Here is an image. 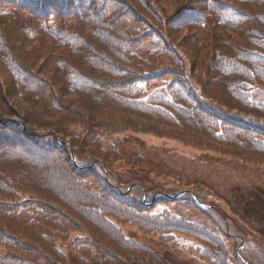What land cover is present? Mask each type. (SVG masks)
Wrapping results in <instances>:
<instances>
[{
  "label": "trees",
  "instance_id": "1",
  "mask_svg": "<svg viewBox=\"0 0 264 264\" xmlns=\"http://www.w3.org/2000/svg\"><path fill=\"white\" fill-rule=\"evenodd\" d=\"M158 1L166 3L165 0H132L137 6L136 9L132 7V11L136 12L138 19H141V11L153 10L152 3ZM185 1L173 0L176 10L161 6L156 12V19L160 23L159 30H144V28L142 30L140 27H135L138 32H142L141 39L151 42L149 54L153 55V62L152 58L147 56L150 67L139 60L137 55L132 56L133 61H130L124 54L117 53L123 56L124 60L129 61L134 68L150 70L149 74L126 78L128 68L120 67L114 59L116 65L110 67L108 63L111 62L112 54L105 49L94 48L93 52L100 58L98 64L103 65L104 68L98 73L92 72L90 78L83 77L81 80L91 81L103 92V96H107L102 100L105 102L109 98L113 107L120 111V113H109L105 109V117H101V114L98 118V109L92 108L86 99L88 96L94 99L97 91L93 89L74 91L68 86L71 85L70 80L62 71L63 68L52 69L58 61L60 63L66 60L71 65L70 59L75 58L76 55H84L82 50H70L64 37L73 32L77 38L90 42L87 35L94 32L92 28L95 24L93 1L0 0V17L3 18L0 19V42L3 45L6 41V38L2 37L4 32L1 31V25L11 24L13 19L15 44V54L8 56L13 69V74L9 72V75L13 82H9L8 73L6 85L0 78V90L4 93V101L2 100L4 107L0 108L3 109L0 111V116L4 114L10 116L14 112L24 120L18 122L23 129L21 126V129H17L15 128L17 123L0 117L1 128L8 130L7 128L13 126L12 133L2 132L0 151L4 155L24 154L23 157L30 159L24 160L27 163V170L21 168L19 172L13 169L12 177L18 180L25 179L28 173L35 170L28 165L38 166L41 170L45 168L52 177L50 180L52 196L60 199L54 202L35 201L30 204L32 213L34 215L38 213L43 221L37 219L18 221L13 228L20 231V235L26 236L32 243L15 241L13 250V247L2 244L0 239V264H161L164 260L166 263L163 264H169L166 257L160 256L148 245L126 236L122 226L134 223L141 225L143 234L165 240H171V237L179 231L194 234L203 245L213 246L218 251L213 256V252L206 248L190 247V255L206 264L207 261H211L212 264H264V255L263 257L256 255L258 251H264V236H254L249 239L243 235L238 238L239 243L245 242L246 246L243 249L244 257L240 256L241 259L236 255L234 261L223 234L215 231L221 229L224 234L230 236L232 229L229 222L217 213L216 208L210 206L205 209V215L210 220L211 218L221 220L212 222L213 229L198 224L191 226L190 222L185 223L184 219L181 220L174 214L158 209L159 204L168 201L164 197L156 198L157 194L162 193L161 191H155L156 193L148 196L150 192L139 182L125 186L119 177L112 175L116 163H122L123 166L126 162L114 144L108 145L113 150L110 154L97 155L94 153L96 150L91 149L90 153L87 148L88 142H93L94 145L98 142L100 136L96 131L103 130L104 135L109 137L121 134L119 131L115 133L114 125H107V129L104 128L106 124L117 121L126 127L135 125L151 127L157 136L176 137L196 149L216 150L227 155H231L230 149H232L245 159L244 161L249 159L254 165L264 166V159L257 162L250 156L252 151L264 152V104L256 103L251 96L254 87L264 88V0H238L239 2L189 0V4L184 5ZM194 1L202 2L201 10ZM115 2H117L115 5H107L105 15L97 18L102 21L104 30L120 32L122 30L119 29V16H114V10H119L118 5L121 0ZM8 16L10 17L7 18ZM141 22L147 23L143 18ZM183 31L186 35L180 37ZM117 33L109 35L113 37L111 39V44L114 45L111 50L113 53L117 52L115 50ZM62 39L66 45L63 44ZM75 40L78 43L74 44V48H79L80 42L78 39ZM174 40H178L180 45H176ZM180 46L183 51L179 49ZM27 56L30 64L27 68H23L18 58ZM82 60L85 62V59ZM46 62L50 67H46ZM155 62L160 64L163 70L173 72L174 76L180 74L182 79L170 81L166 90H169L171 95L154 96V104L151 105L150 100L144 99L147 88L153 84L161 85L164 80L163 70L152 71L151 64ZM21 74L26 77L32 76V79H36L42 85V91L45 87L47 90L43 93L37 92L42 93L37 99L30 96L22 98L21 95L16 97L15 89L18 87L35 89V87L31 88L32 81L26 82V85L24 82L21 83L23 86L19 84ZM39 75L43 78L39 79L37 77ZM141 82L146 83L145 86L141 85ZM11 91H14L17 98L13 99V104L10 103ZM64 94L68 97L74 94L77 100L74 102L73 98H70V105L67 107ZM52 100L59 113H53L54 108H47L49 101ZM77 106L79 111L76 110ZM155 114L160 115V118L154 117ZM41 115L44 117L41 118ZM150 116L154 117L152 118L154 123L140 120L150 119ZM77 119L82 121L84 130L88 131V139L70 136L62 126L69 123L72 125ZM30 126L46 130L53 128L56 136L51 131H42L41 136L45 137H37V133L34 134ZM65 132L72 141L57 137ZM23 133L33 140V154L22 149L21 144L23 146L30 144L23 140ZM49 136L52 138L50 139ZM135 158L148 163L145 168H156L160 174L166 173L167 178L174 180L181 177L158 167L144 157ZM13 165L15 166V163ZM66 168L68 175L65 173ZM96 173L101 176L104 185L100 186V180L94 183L92 176ZM9 175L11 173L0 169V185L10 179ZM61 176L64 178L62 181ZM181 183L179 184L183 189L196 186L199 191L192 190L190 194L189 191H182L188 195V201L193 203L197 199L201 204H209L202 194H213L210 193V189L200 183L195 185L190 180ZM95 186L100 187L101 194L95 193ZM32 192L45 194L37 189H33ZM112 194L115 197L114 202L108 200ZM66 197L68 200L65 202ZM262 200L264 201V197ZM62 202L77 207L83 217L89 220L94 217L96 220L81 221L64 215L65 221H47L48 213L57 217L64 214ZM127 204L129 206H125ZM25 205L27 204L24 203L20 210H30ZM1 207L5 208L7 205ZM211 213H217L220 219H214ZM112 214L132 220L112 221L110 217ZM28 224L32 232L24 230ZM73 233L78 234L70 237ZM55 239L61 241H54ZM64 245L71 251L69 255L61 251L60 247ZM182 247L184 249V245ZM73 254H75L74 259Z\"/></svg>",
  "mask_w": 264,
  "mask_h": 264
},
{
  "label": "rangeland",
  "instance_id": "2",
  "mask_svg": "<svg viewBox=\"0 0 264 264\" xmlns=\"http://www.w3.org/2000/svg\"><path fill=\"white\" fill-rule=\"evenodd\" d=\"M90 1L91 2L93 1L95 7V18H94L95 24L93 26L94 28H92L94 29V32H92L90 35H87L90 39V42H88V40L83 41L82 39L77 38L76 36H74L73 32H71V34H69L68 36L64 37V41L67 42L70 50L72 51L73 49L74 51L82 50L84 51V55L83 56L76 55L75 58L70 59L72 61L71 64L72 67L71 65H69L68 62H66V60H64L61 61L60 63L58 61L57 65H53L52 69L56 70L63 68L62 71L65 72L66 76L70 80L69 83L71 85L68 86L72 88V90L74 91H76L77 89L79 90L84 89V91L86 90L90 91L91 89H93L97 91L96 93L97 96L94 97V99H90L91 96L88 95L86 99L88 100L89 105L92 108L96 107L98 109L99 111L98 118L101 116V114H102L101 117L104 118L105 109H107L109 113H120V111L116 110L113 107V103L109 98H107V101L105 102L104 100H102L104 97L107 96H103V92L99 90V88L95 86L93 83H91V81L86 79H84V81L81 80L83 77L90 78L89 76L92 74V72L98 73L101 68H104L103 65L100 66L98 64L100 58L96 53L93 52L95 51L94 48L96 47L99 49H105L112 54L110 58L111 62L108 63L110 67L113 68L116 65L113 62L114 59L120 67L128 68L129 72L127 73L126 78H135L141 75L149 74L151 72L150 70L144 68L143 69L134 68L129 61L124 60L123 56H120L117 53L120 52L124 54L130 61H133L132 56L137 55L139 60L143 61V63L146 64V66L150 67V64H148L147 56L151 58L153 57L152 54H149V51L151 50V44H150L151 42L149 41L145 42V40L141 39L140 35L142 32H138L135 27L136 26L140 27L142 30L143 28L144 30L145 29H150V30L155 29V31L159 30L160 23L156 19V15H157L156 12L161 9V6L168 9L173 8V10H176V7L173 4L174 3L173 0H165L166 3L159 1L153 2L152 3L153 10L141 11L142 13L141 17L145 21H147V23L144 22L142 24L141 22L142 18L138 19V17L136 16V12L132 11V7L133 8L137 7L132 2V0H121V2H119L120 4L118 5L119 10L117 9L114 10V16L117 15L119 16V21H120L119 29L122 30L120 32L117 31L118 32L117 33L109 29L104 30V28L102 27V21H100L97 18L98 16L105 15L107 5H115V3L117 2H115V0H88V2ZM188 4H189V0H186L184 2V5H188ZM196 5L199 7L198 9H200V5H202V2H197ZM9 17L10 16H8L7 18ZM0 19L3 18L0 17ZM1 31L4 32V35H2V37H5L6 41L3 45L2 42H0V65L2 67V68L0 67V78L4 81L5 83L4 85H6L7 73L9 77H10L9 72L13 74V69H11L10 62L8 61V56H11V54H15L14 52L15 44L13 43V19L11 21V24L4 23V25H1ZM114 33L115 34L117 33L116 45H115V50H117V52L115 53L111 51L112 48L114 47V45L111 44V39L113 37L109 36ZM185 35L186 32L183 31L180 37H184ZM75 39H78L80 42L79 48L78 47L74 48V44L78 43V41ZM64 41L63 44H65ZM173 42L176 45L177 44L180 45L178 40H174ZM179 49L183 51L182 47ZM90 51H91V55H90ZM18 59L22 63L20 65L23 68H27V66L30 64V61L28 60V56ZM82 59H85V62H83ZM151 61L153 62V58L151 59ZM104 63L105 62L103 61L102 64ZM45 65L47 68L50 67L49 64L47 65V62L45 63ZM93 68L94 71H92ZM151 68L152 71H155L156 69L158 71L163 70V67L157 62L151 64ZM163 71H164L163 72L164 78H162L164 79L162 80L163 83L157 86H155V84L149 85V87L147 88V92L144 96V99L150 100L149 104L151 105L154 104L153 102L154 96H162L165 94L171 95L170 91L166 90L168 87L167 84L170 81H173L174 79L177 80L182 79L180 74H176V76H174L173 72H169L168 70H163ZM37 77L39 79L43 78L42 75H39ZM20 78L21 79L19 80V84L21 86H23L21 84L23 82L26 85V82L32 81L31 88L35 87V89L28 90L26 87H18L15 89L17 91L16 97L21 95L22 98H24L25 96L28 97L30 96V98L37 99V97L41 96V94L47 90V87H45V90L42 91L43 90L42 85L38 83L36 79H32V76L26 77L23 74H21ZM25 78H27V80H25ZM9 82L10 83L13 82L11 77ZM145 84L146 83L141 82V85L145 86ZM256 87H254L255 89L253 88L251 96L256 103L264 104V88H260L258 86ZM39 91H42V93H37ZM59 91L60 89H58V92ZM127 96H129L128 93ZM16 97L14 95V91H11L10 92L11 104L14 103L13 99H17ZM65 97H66L65 105L67 107H69L70 105V101H69L70 98H73L74 102L77 100V97H75L74 94L73 95L71 94V97H68L67 95H65ZM2 100L4 101V93L2 90H0V108L4 107L2 105ZM23 101L25 102V100ZM124 106L127 105L124 104ZM47 108L49 109L54 108L53 113H59V110L55 109V103L53 100L49 101ZM76 110L79 111V107ZM253 110L257 111L255 108H253ZM0 111H3V109H0ZM145 113L150 114L147 112ZM150 115L153 116V114ZM125 116L128 117L127 115ZM152 116H150V119L141 118L140 120L146 123H154V120L152 118L154 117L160 118V115L158 114H155L154 117ZM0 117L10 120L9 122L17 123L15 128L23 129V127L18 122L20 121L23 122L24 120L21 118V116L19 115L17 116L14 112H12L10 116L4 114V116H0ZM42 117H44V115H41V118ZM49 122H52V120ZM107 125H114L115 133L119 131L121 132V134L109 137L104 135L105 133L103 130L96 131L100 136L98 142L97 143L95 142V145L93 144V142H88L87 148L88 150H90V153H91V149H94L96 150L94 151V153H96L97 155H103V154H110L113 151L108 147L109 144L112 143L117 147V149L120 151L119 153L122 156H124L126 162L123 166L122 163H116L115 167H113L112 169V175H114V177L117 178L119 177L123 185L128 186L132 183L139 182L141 185H144L150 192L148 196L152 195V193H156L155 191H161L162 193H165L166 196H170L172 198L168 199L171 200L170 203L158 205V207L160 206L158 209L164 212H168L170 214H174L177 217L181 218V220L184 219L183 221H185V223L190 222L189 224L191 226H194V224H198L206 228L213 229L214 224L212 222L221 221V220H213L212 218L210 220L205 215V211L202 210V208L199 207L196 202L192 203L188 201L189 199V197H187L188 195L185 192H182V191H189L190 194L192 190L198 191L196 186H191L187 189H183L179 183H181V181L190 180L195 185L198 183L203 184L208 189H210L211 190L210 193L213 194L207 195L206 193L205 194L203 193L202 197L203 198L206 197L205 200L208 201L209 203L208 206L209 207L212 206L216 208L217 213L221 217H223L225 221L229 222V226L232 229L231 236L240 238L241 236L245 235L249 237V239L254 238V236H261V235L264 236V212H263L264 201L262 200V198L264 197V166H259L257 164L254 165V163H251L249 159L244 161L245 159H243L240 155H238L237 152H234L232 149H230L231 155H227L225 153L216 150L212 151L210 149L201 150V149L193 148L190 145L184 144L181 140H178L176 137L157 136V133L154 131V129H151V127L148 126L135 125L132 127L129 126L126 127L125 125L122 126L117 121H113L111 123L106 124L104 126L105 129H107ZM62 126L65 127V129L67 130L70 136L74 135L78 139H80V137H82V139L83 137L85 139H88V131L84 130V126L80 119H77V121L74 122L72 125L69 123V125L66 126L62 124ZM138 128H142V129H138ZM7 129L8 130L0 127V140L2 139L1 138L2 132H6V131L11 133L13 132V126ZM30 129L33 130L34 134L37 133L36 134L37 137L44 136V135L41 136L42 131H51L53 135L55 134V132H53L54 130L53 128L51 130H46V129H41L40 127L35 128L30 126ZM126 130H130V131L126 132ZM57 137H63L66 141L68 140L72 141V139H68L69 136L67 135L66 132L65 134ZM22 138L23 140L28 141L27 142L28 144L30 143L28 146H23L21 144L23 151L33 154L34 153V147L32 145L33 140L29 139L27 134L25 133H23ZM49 138L51 139L52 136H49ZM21 143L25 144L24 142ZM23 155L24 154H13V153H8L4 155V153L0 151V163H1L0 169L2 170L4 169L5 171H7V173H11V175H9L10 179L6 183H2L0 185V239H2L1 240L2 244L5 245L7 244L13 247V250H14L15 241L18 242L22 240L31 241L26 236L20 235V231H16L13 228L14 226H16L18 221H36L34 219H37L38 221H43L38 216V213H36V215L32 213L33 209H30V204L34 203L35 201H43V202L60 201V199H57V197L52 196L53 189L52 186L50 185V180L52 177L46 171L45 168L44 170L43 169L41 170L38 166L28 165L29 167H34L35 170H32L33 172L28 173L25 179L20 178L18 180V178L12 177L14 168L16 171L19 172L21 171V168L27 170V163L24 162V160L27 159L23 157ZM138 156L144 157L147 161L151 163H155L158 167L172 171L180 175L181 177H178L177 179L175 178L173 180L167 178L166 173L160 174L159 172H157L156 168H150V169L145 168V166L148 163L146 164L145 162L139 161L137 158H135ZM250 156L254 158L253 161L255 160L259 162L261 159H264V152H260L257 150L252 151V154H250ZM8 163L10 164L7 165ZM13 163H15V166L13 165ZM65 173L67 175L69 173L67 168ZM161 176H165V177H161ZM92 179L94 183L95 181L100 180L99 181L100 186L104 185V183L102 184L101 181L102 178L98 173L94 174L92 176ZM62 180H64V178L61 176V181ZM91 186L93 187V184ZM33 189L40 190L45 194L44 195L36 194L32 192ZM95 193L98 195L101 194L100 187L95 186ZM192 194L194 195V192ZM102 196L104 197V195ZM173 196L174 197L176 196L177 198L173 199ZM67 200L68 198L66 197L65 202ZM108 200L114 202L115 201L114 194L109 196ZM24 203L27 204L25 205V207H28V209L30 210H20ZM3 205H7V207L2 208L1 206ZM125 206H129V205L127 204ZM62 210L64 211V214H62L60 217H57V215L53 216L48 213L46 215V218L48 219L47 221H65L66 219L64 218V215L67 216V218L70 219L75 218L76 220L80 219L81 221L96 220L94 217L89 220L83 217L82 215H80L77 210V207L75 208L74 205H68L62 202ZM217 213H211V216L214 219H220ZM110 217L112 221L132 220L130 218H119L113 214ZM5 221H9V222L5 223ZM122 227L127 237L148 245L150 248L154 249L160 256L164 258L166 257L168 259L167 261L170 263L206 264L203 261H201L199 258L190 255V253L188 254V252H186L187 247L193 246V247H199L201 249L206 248L208 251L213 252V256L218 253V251L214 249L213 246L207 247L206 245H203L200 241H198V238L194 234H187L186 232L183 231H179V233L172 236L171 240L168 241V240H162L152 235L143 234L142 232H140L142 228L141 225L138 223L129 224L128 226L123 225ZM24 230L26 232L27 231L32 232L31 226L29 224L27 225V228ZM215 231H217L218 234L221 233L223 234L225 241L227 242L228 251L233 256L234 261L236 260V255L237 257L240 256L244 257L243 255L244 248L242 247L240 248L241 243H239L240 242L239 239L233 240L231 237H228L226 233L224 234L221 229L220 231L219 230H215ZM6 234L8 236L4 237V235ZM77 234L78 233H73L70 234L71 236L70 235L69 236L73 237L76 236ZM50 241L52 242L53 240ZM54 241L60 242L61 240L55 239ZM181 245H184V247L186 248L183 249V247H180ZM65 247L67 246L65 245L61 246L60 249L64 254L69 255L71 251ZM263 252L260 250L256 253V255L263 257L264 255ZM74 258H75V254H73V259ZM207 262L208 264H212L211 261H207ZM163 263H166V260L161 262V264Z\"/></svg>",
  "mask_w": 264,
  "mask_h": 264
}]
</instances>
